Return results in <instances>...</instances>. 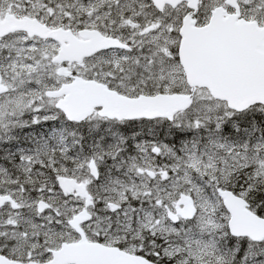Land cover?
<instances>
[{"label":"snow or ice","instance_id":"1","mask_svg":"<svg viewBox=\"0 0 264 264\" xmlns=\"http://www.w3.org/2000/svg\"><path fill=\"white\" fill-rule=\"evenodd\" d=\"M0 264H264V0H0Z\"/></svg>","mask_w":264,"mask_h":264}]
</instances>
